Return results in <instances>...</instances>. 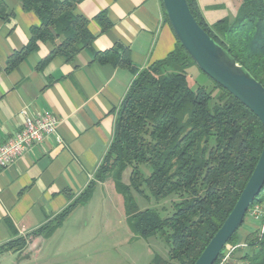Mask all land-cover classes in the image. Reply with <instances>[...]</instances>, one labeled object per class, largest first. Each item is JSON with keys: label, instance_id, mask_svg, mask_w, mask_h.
Listing matches in <instances>:
<instances>
[{"label": "trees", "instance_id": "obj_1", "mask_svg": "<svg viewBox=\"0 0 264 264\" xmlns=\"http://www.w3.org/2000/svg\"><path fill=\"white\" fill-rule=\"evenodd\" d=\"M81 1L18 0L24 12L37 16L39 26L30 28L28 42L8 58L6 68L36 50L38 42L51 44L39 68L53 57L70 63L82 50L91 49L94 36L88 20L75 12ZM186 2L199 26L264 87V0H238L232 20L224 18L212 25L205 23L195 0ZM7 17V6L0 0V18ZM162 17L169 24L163 6ZM96 20L100 33L105 32L106 15L100 13ZM93 60L133 71L128 50L120 45L94 52ZM192 65L196 66L176 38L165 58L137 73L118 107L113 139L95 180L37 233L51 234L75 207L86 204L96 183L111 179L122 196L134 238L159 234L168 247L167 258L154 254L148 264L195 262L247 184L263 147L264 130L256 115L201 70L211 88L193 83L187 75ZM127 168L126 184L121 174ZM133 193L156 201L173 196L170 215L165 208L161 210L166 216L152 208L140 210ZM263 201L264 184L250 207ZM243 224L223 251L241 240L238 232ZM242 243L246 250L236 247L223 264H264V230L248 231ZM26 246L24 238H17L1 245L0 254L22 253ZM223 251L213 264H220Z\"/></svg>", "mask_w": 264, "mask_h": 264}, {"label": "crops", "instance_id": "obj_2", "mask_svg": "<svg viewBox=\"0 0 264 264\" xmlns=\"http://www.w3.org/2000/svg\"><path fill=\"white\" fill-rule=\"evenodd\" d=\"M195 1L208 25L232 20L238 6V0ZM3 2L8 17L0 18V144L18 132L28 116L48 112L56 118L53 135L0 169V246L24 238L26 248H32L41 236L37 231L95 180L125 93L139 71L174 49L176 38L163 20L160 0H82L75 12L88 20L94 36L91 49L70 63L53 57L39 68L51 44L38 42L36 50L8 70V58L26 45L39 19L24 12L18 0ZM100 13L109 21L103 33L96 20ZM114 45L128 50L133 71L93 60L94 52ZM98 185L103 183L95 184L91 196Z\"/></svg>", "mask_w": 264, "mask_h": 264}, {"label": "rangeland", "instance_id": "obj_3", "mask_svg": "<svg viewBox=\"0 0 264 264\" xmlns=\"http://www.w3.org/2000/svg\"><path fill=\"white\" fill-rule=\"evenodd\" d=\"M187 75L193 83L211 88L210 80L196 66H190ZM129 173L127 168L121 174L123 183H128ZM114 188L111 179L98 185L86 204L63 221L62 226L49 235H41L34 247H27L22 253H1L0 264H148L154 254L167 258L168 247L159 234L134 238L128 229L122 196ZM133 197L140 210L156 209L161 216L171 213L169 206L173 196L159 201L137 193H133ZM162 208L167 211L163 212ZM259 219L260 216L256 218L247 213L238 232L241 240L237 245L243 246H237L236 250H246L242 237L247 231L258 229L260 232Z\"/></svg>", "mask_w": 264, "mask_h": 264}, {"label": "water", "instance_id": "obj_4", "mask_svg": "<svg viewBox=\"0 0 264 264\" xmlns=\"http://www.w3.org/2000/svg\"><path fill=\"white\" fill-rule=\"evenodd\" d=\"M177 40L199 70L259 119L264 130V87L196 22L186 0H161ZM232 210L193 264H213L243 223L264 182V140L258 161Z\"/></svg>", "mask_w": 264, "mask_h": 264}, {"label": "built area", "instance_id": "obj_5", "mask_svg": "<svg viewBox=\"0 0 264 264\" xmlns=\"http://www.w3.org/2000/svg\"><path fill=\"white\" fill-rule=\"evenodd\" d=\"M56 118L48 112H39L34 116H28L25 118L22 128L14 133L6 142L0 144V169L9 165L17 156L29 149L33 144H38L48 136L55 133ZM56 140L59 142V138ZM255 204L247 211L249 214H254L256 218L260 216L261 226L260 233L264 230V210L262 205ZM237 246H243V244L236 246H227L223 251L220 264L229 257L230 253Z\"/></svg>", "mask_w": 264, "mask_h": 264}]
</instances>
